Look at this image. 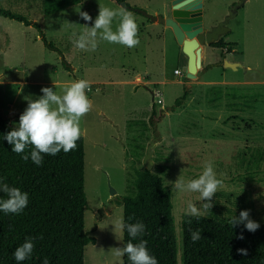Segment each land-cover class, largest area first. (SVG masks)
Here are the masks:
<instances>
[{
	"label": "rangeland",
	"instance_id": "obj_1",
	"mask_svg": "<svg viewBox=\"0 0 264 264\" xmlns=\"http://www.w3.org/2000/svg\"><path fill=\"white\" fill-rule=\"evenodd\" d=\"M126 1L135 8L145 9L153 14L152 10L158 8L162 0ZM41 2L42 0H0V7L35 21L45 38L57 48L55 50L44 46L35 26L0 15V111L12 129L19 122V116L27 106V99L43 95L41 88L50 87L57 94H62L64 86L73 81L84 79L89 82L91 90L86 95L92 108L81 119L80 128L83 137V187L86 196L84 229L94 236L95 241L85 245L83 260L84 264H122V258L115 255V248L121 247L122 221V205L116 199L125 194L133 167L129 159L132 148L128 145L127 137L139 134L141 120L147 124L144 134L138 138L144 145L143 155L138 163L142 167L145 146L152 137L151 113L145 108L147 101L151 104V95L143 85H138V90L133 91L134 85L129 81L114 80L123 76L131 77L117 75L120 73L121 63L133 64L132 66L142 69V58L137 55L139 60H136L135 55L133 59L125 60L117 49L119 44L104 41H98L94 52H84L73 47L70 39L72 33L83 32L85 24L93 26L92 22H85L79 12H87L94 22L99 5L120 7L114 0H80L77 4L51 14L42 12ZM212 2L208 10L207 26L220 20V10L229 7L226 5L228 0ZM238 9L227 22L229 32L221 35V38L236 42L235 54L238 53L237 58L242 61V67L236 71L225 70L224 73L221 68H213L203 74L201 79H246L251 81L247 85H213L205 89V85L197 83L199 75L195 78L185 76L186 64L181 58L184 53L175 38L167 32L163 42L158 33V42L164 45L161 46V53H154L151 72H155L157 79L164 77V81L160 84L150 83L149 87L158 90L155 98L160 99L156 100L159 103H153L156 126L163 137L153 147L151 171L161 175L164 185L171 190L177 264H181V215L185 212L188 201L198 208L203 203L199 200V193H181L173 190L169 183L176 181L175 171L181 161V141L177 132L182 123L188 122V130L185 132L192 135L183 140L190 149L188 156L184 155L188 159L184 164L193 167L195 163L203 171L204 163L211 161L217 178L223 182V186L212 198L213 207L222 211L224 216H239L240 211L250 210V219L264 222V0H245ZM129 11L136 23L147 19L140 13ZM137 24L139 44L143 45L147 34H152V31L144 30ZM115 28L116 22L113 23V29ZM106 45L114 48H106ZM102 50L106 52L105 55H101ZM207 53L210 61L220 59V51L214 47L207 48ZM246 65L249 68H245ZM173 68H178L180 73L174 74ZM184 89L188 90V95L192 94L188 104L184 107L183 100L180 105L171 109L174 99ZM232 104L246 110L241 112L245 123L249 125V121L255 120L250 124L251 129L247 125L244 127L241 120L235 119L241 118L239 114L218 109ZM165 107H169V110L160 116L159 111ZM111 189L115 194L113 199Z\"/></svg>",
	"mask_w": 264,
	"mask_h": 264
},
{
	"label": "trees",
	"instance_id": "obj_2",
	"mask_svg": "<svg viewBox=\"0 0 264 264\" xmlns=\"http://www.w3.org/2000/svg\"><path fill=\"white\" fill-rule=\"evenodd\" d=\"M79 1L42 0L41 9L44 14H51ZM114 2L127 10L135 9L126 0ZM0 15L35 26L43 45L57 50L41 33L35 21L2 7ZM210 45L228 51L235 43L225 42L220 36ZM187 94L188 90L184 89L174 99L171 109L180 105ZM150 113H155L154 103ZM139 124V134L127 137L128 145L132 148L129 159L133 167L125 194L116 200L122 205L121 224L143 222L145 232L132 240L126 228H121V247L129 240L133 243L145 240L149 253L157 259L158 264H177L171 190L164 185L161 175L138 166L144 147L138 138L147 129L143 120ZM10 130L0 111V178L10 187L27 192L29 200L20 214L0 211V264H43L45 258L49 264H84V247L94 243L95 238L84 229L86 196L83 187L82 135L74 150L68 153L61 150L55 156L43 155V164L37 166L30 158L31 145L21 154L11 151V145L3 137ZM24 154H29L28 161L22 159ZM6 198V194L0 192V199ZM222 213L212 207L199 220L182 213L181 264H264V222L256 221L260 227L255 232H249L243 224L232 227L230 220L234 216H224ZM189 229H199L202 238L194 243ZM241 234L243 239L238 238ZM26 238H33V253L25 261L17 262L13 252ZM238 249H245L247 254L239 253ZM121 258L122 264H130L127 256Z\"/></svg>",
	"mask_w": 264,
	"mask_h": 264
},
{
	"label": "clouds",
	"instance_id": "obj_3",
	"mask_svg": "<svg viewBox=\"0 0 264 264\" xmlns=\"http://www.w3.org/2000/svg\"><path fill=\"white\" fill-rule=\"evenodd\" d=\"M79 16L85 22L93 23L91 27L85 24L83 32L79 34L73 32L70 37L73 47L80 51H96L98 41L119 44L129 49L137 47L140 43L139 26L133 14L122 6L110 8L99 5L94 22L87 12H79ZM114 22H116L115 30ZM89 90L91 86L84 79L65 85L62 94H57L50 87L41 88L43 95L36 99H27V106L20 114L19 122L3 136L4 140L11 145V151L21 154L31 145L30 158L37 166H41L43 155L55 156L61 150L64 153L74 150L82 134L80 121L92 108L86 95ZM22 159L28 161L29 154H24ZM169 183L175 191L199 193V200L203 202L201 206L198 208L196 204L188 201L185 209L186 215L197 220L213 207L212 198L223 186L222 180L217 178L211 161L204 163L202 174L198 178L185 181L180 175L176 181ZM0 192L7 196L6 199H0V211L5 214H20L27 207L28 193L22 192L19 188L10 187L3 182L2 178H0ZM230 224L232 227L243 224L249 232H255L260 227L259 223L250 219V210L240 211L239 217L234 216ZM120 227L126 228L132 240L145 232L143 222L121 224ZM189 234L194 243L202 238L199 229H189ZM238 238L244 237L241 234ZM132 240L123 247L115 248V255L127 256L130 264H158L157 259L149 253L147 241L140 240L138 243H133ZM33 250V238H26L16 247L13 257L17 262L25 261L31 257ZM237 251L243 255L247 254L245 249ZM43 264H49L47 258L43 260Z\"/></svg>",
	"mask_w": 264,
	"mask_h": 264
},
{
	"label": "crops",
	"instance_id": "obj_4",
	"mask_svg": "<svg viewBox=\"0 0 264 264\" xmlns=\"http://www.w3.org/2000/svg\"><path fill=\"white\" fill-rule=\"evenodd\" d=\"M233 2H234V0H228L226 5L229 6ZM201 3H202L201 4L202 24L204 27L208 28V26H209V25L207 26L208 10H209V7L211 6V4L213 2H212V0H201ZM133 11H135V10H133ZM169 11H170V0H162L160 6L158 8L153 9L152 13L153 14H159L160 13L164 16H167L169 14ZM238 11H239V9H237V12ZM135 12H137V11H135ZM226 12H227V8L220 10V12H219L220 17L218 19H221ZM147 19H145V20L141 19V21L137 22L141 25L142 29L147 30V31H152L151 32L152 34H147V38H145V40L143 41V45L139 44L137 47L131 48V49L124 47L122 45H120V47H117V49H119L121 51V55H122L123 59H125V60L127 58L133 59V57H135V55H136V60H139V58H142V59H140L142 61V64H143L142 69L137 68L135 66H132L133 64H127L125 62L121 63L120 64V73L118 72L117 75H128L131 77H124L123 76L120 79L114 80V82L126 81V80L129 81L131 83V85H134L133 91L138 90V88H137L138 85H143V87L145 89H149L150 83L151 84L152 83L160 84L164 81V77L157 79L155 72H151V68H152V64L154 62V60H153L154 59V53H156L157 51H159L161 53L163 50V48L161 46L164 45V43L161 44L160 42H158L160 40V37H161V39H163V42H164V40H165L164 36L167 34V32H169L171 34V36H173L172 30L169 26L163 25L157 21H151L150 19H148V20ZM135 21H136V19H135ZM158 33H160V37H159ZM152 36H154V37H152ZM223 41H225V40H223ZM225 42H233V41H225ZM234 43H235V45L232 46L230 48V50H228V51H226L225 49H220V48L214 47L215 49H218L220 51V55H221V56L219 55L220 59L217 61H210L208 59L207 48L213 47V46H211L209 44H204L201 47V66L199 68L200 74L198 76L197 83H201V85L202 84L205 85L204 88L206 89V88L212 87L213 85L224 86L227 84H230V85L236 84V85L241 86L243 84L247 85V84H249L248 82H251V81H248L246 79L242 80V81H238V80L237 81H231V80L228 81V80H224L223 78H220L218 80H215V79L214 80H207V79L202 80L201 79V76L203 74L207 73V71L212 70L213 68H221L222 73H224L225 70L236 71L239 67H242V65H243L242 61H240L237 58L238 53L235 54V52L237 50H236V42H234ZM108 46L109 45H106V48H108ZM110 48H114V47L110 45L109 49ZM225 53H228V54L226 55ZM105 54H106V52H103V50H102L101 55H105ZM137 55L139 56V58L137 57ZM181 58H183L184 63H186V56L184 54L181 56ZM141 61H139V62H141ZM223 61L232 62V63H234L235 67L231 68L229 66H226L223 64ZM245 68H249V65H246ZM73 69H74V67H73ZM173 69H175V68H173ZM121 72H122V74H121ZM221 75H223V74H221ZM126 78H129V79H126ZM150 89H152V88H150ZM205 89H204V91H205ZM186 97L187 98H185L186 100L184 99V103H183L184 107L188 104L189 100L192 97V94H190V95L187 94ZM190 102L193 104L192 101H190ZM9 107H11V106L9 105ZM145 108L151 110V104H149V101H147V107L145 106ZM210 108H217V107L216 106H210ZM133 109H135V108H133ZM218 109H220V111H229V112H232L234 114H239V116L241 118L235 117V119L241 120L244 127L247 125L248 129H251L250 124L255 122V120L249 121L250 122L249 125L247 123H245V121L242 119V113L246 112V110L239 109L237 105H234V104H232L231 106L227 105L224 107V109L223 108H218ZM8 111H9V108H8ZM131 111L136 112V110H131ZM187 123L188 122L182 123L179 132H177V134L179 133L178 138L181 141V143L179 144V149H180L182 155H181V161H179V164L177 165V169L175 171L176 172V175H175L176 180L180 175L183 177V179L185 181H187L190 177H191V179H194L197 175H199L202 172L201 171L202 168L200 165H195V163H194L193 167H190V166H187V164H184V162L188 161V159L184 158V155L187 154V156H188V152H190V149L184 144L183 140H185V138H191V136H192L190 133L185 132V130H188ZM190 124L194 125L193 122H191ZM162 137L163 136H161V140H162ZM191 152H193V151H191ZM182 156H183V158H182Z\"/></svg>",
	"mask_w": 264,
	"mask_h": 264
},
{
	"label": "water",
	"instance_id": "obj_5",
	"mask_svg": "<svg viewBox=\"0 0 264 264\" xmlns=\"http://www.w3.org/2000/svg\"><path fill=\"white\" fill-rule=\"evenodd\" d=\"M245 0H235L227 8V12L215 24L208 28L202 24L201 15V0H170V11L167 16L162 14H151L145 9L135 8L134 10L150 19L157 21L163 25L169 26L172 30L173 36L180 45L181 51L186 56V65L184 74L187 78H195L200 74L201 66V47L204 44L216 41L221 35L229 32L227 26L228 20L237 13V9L244 3ZM223 64L234 68L232 62L223 61ZM151 95L150 102H154V91L148 89ZM168 108H161L160 116L164 115ZM150 123L152 125V137L145 146V153L142 159V166L151 171L152 169V155L154 145L161 140V135L157 129V120L155 113L150 116ZM111 198L114 196V191H110Z\"/></svg>",
	"mask_w": 264,
	"mask_h": 264
},
{
	"label": "built area",
	"instance_id": "obj_6",
	"mask_svg": "<svg viewBox=\"0 0 264 264\" xmlns=\"http://www.w3.org/2000/svg\"><path fill=\"white\" fill-rule=\"evenodd\" d=\"M173 73H174V74H179L180 71H179L178 68H175V69H173ZM153 91H154V102H158V101H156V100H160V99L155 98V94H158V90H153ZM158 103H159V102H158Z\"/></svg>",
	"mask_w": 264,
	"mask_h": 264
},
{
	"label": "flooded vegetation",
	"instance_id": "obj_7",
	"mask_svg": "<svg viewBox=\"0 0 264 264\" xmlns=\"http://www.w3.org/2000/svg\"><path fill=\"white\" fill-rule=\"evenodd\" d=\"M111 199H113V198H111Z\"/></svg>",
	"mask_w": 264,
	"mask_h": 264
}]
</instances>
